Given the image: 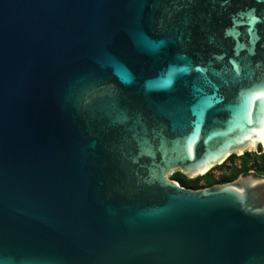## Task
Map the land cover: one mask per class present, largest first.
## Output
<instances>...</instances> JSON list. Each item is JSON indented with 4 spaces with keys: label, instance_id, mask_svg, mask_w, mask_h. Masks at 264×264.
I'll use <instances>...</instances> for the list:
<instances>
[{
    "label": "water",
    "instance_id": "obj_1",
    "mask_svg": "<svg viewBox=\"0 0 264 264\" xmlns=\"http://www.w3.org/2000/svg\"><path fill=\"white\" fill-rule=\"evenodd\" d=\"M264 0H0V264H264Z\"/></svg>",
    "mask_w": 264,
    "mask_h": 264
},
{
    "label": "trees",
    "instance_id": "obj_2",
    "mask_svg": "<svg viewBox=\"0 0 264 264\" xmlns=\"http://www.w3.org/2000/svg\"><path fill=\"white\" fill-rule=\"evenodd\" d=\"M217 171L214 175L211 171L195 178H188L187 176L175 172L170 178L177 181L181 186L198 190L213 185H220L230 183L240 176L255 175L264 176V153L259 152L248 153L245 152L240 156L232 154L224 163L212 168V171Z\"/></svg>",
    "mask_w": 264,
    "mask_h": 264
},
{
    "label": "rangeland",
    "instance_id": "obj_3",
    "mask_svg": "<svg viewBox=\"0 0 264 264\" xmlns=\"http://www.w3.org/2000/svg\"><path fill=\"white\" fill-rule=\"evenodd\" d=\"M253 152H254V151H253V150H251V151H249L248 153H253ZM210 171H211V172H212L214 175H217V174H218V172H217V171H214V170L212 171V169H211ZM210 171H209V172H210Z\"/></svg>",
    "mask_w": 264,
    "mask_h": 264
},
{
    "label": "flooded vegetation",
    "instance_id": "obj_4",
    "mask_svg": "<svg viewBox=\"0 0 264 264\" xmlns=\"http://www.w3.org/2000/svg\"><path fill=\"white\" fill-rule=\"evenodd\" d=\"M258 152H259V154L264 153V149H262V148L260 147L259 150H258Z\"/></svg>",
    "mask_w": 264,
    "mask_h": 264
}]
</instances>
